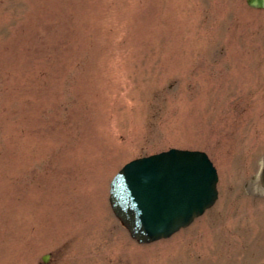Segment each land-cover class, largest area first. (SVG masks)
I'll list each match as a JSON object with an SVG mask.
<instances>
[{
  "label": "rangeland",
  "instance_id": "obj_1",
  "mask_svg": "<svg viewBox=\"0 0 264 264\" xmlns=\"http://www.w3.org/2000/svg\"><path fill=\"white\" fill-rule=\"evenodd\" d=\"M170 148L209 156L219 198L132 264H264V9L0 0V264H114L109 182Z\"/></svg>",
  "mask_w": 264,
  "mask_h": 264
},
{
  "label": "water",
  "instance_id": "obj_2",
  "mask_svg": "<svg viewBox=\"0 0 264 264\" xmlns=\"http://www.w3.org/2000/svg\"><path fill=\"white\" fill-rule=\"evenodd\" d=\"M245 2L264 9V0ZM217 180L206 153L171 148L124 164L109 183L108 201L131 238L151 243L170 237L209 209L218 197Z\"/></svg>",
  "mask_w": 264,
  "mask_h": 264
},
{
  "label": "flooded vegetation",
  "instance_id": "obj_3",
  "mask_svg": "<svg viewBox=\"0 0 264 264\" xmlns=\"http://www.w3.org/2000/svg\"><path fill=\"white\" fill-rule=\"evenodd\" d=\"M255 180H256L257 187L259 191L261 192V193L258 192V194L259 193L260 194L255 197L256 199L259 200V199L264 198V156L261 157V163H260L258 172L255 175ZM118 224L120 227H122L125 230L127 239L122 238L120 241V245L114 248L115 249V254L113 256L114 264H132V254L129 250V247H131L132 242H135V243L137 242L134 241L130 237L129 233L126 231L124 226L119 221H118ZM121 242H122V245H121ZM48 260H49V254H48V258H46V262L43 263L41 260V263L47 264Z\"/></svg>",
  "mask_w": 264,
  "mask_h": 264
},
{
  "label": "bare ground",
  "instance_id": "obj_4",
  "mask_svg": "<svg viewBox=\"0 0 264 264\" xmlns=\"http://www.w3.org/2000/svg\"><path fill=\"white\" fill-rule=\"evenodd\" d=\"M249 189L251 192H256L257 191V186L254 182H252L250 185H249Z\"/></svg>",
  "mask_w": 264,
  "mask_h": 264
}]
</instances>
